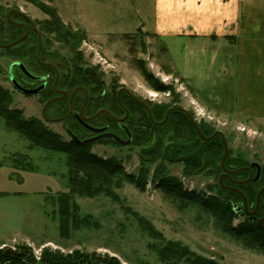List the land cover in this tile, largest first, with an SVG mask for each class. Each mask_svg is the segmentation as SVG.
<instances>
[{"label":"rangeland","instance_id":"1","mask_svg":"<svg viewBox=\"0 0 264 264\" xmlns=\"http://www.w3.org/2000/svg\"><path fill=\"white\" fill-rule=\"evenodd\" d=\"M156 1L38 0L48 11L51 7L56 9L65 28L83 33L85 37L79 51L89 65L97 67L106 86L118 79L120 85L137 97L153 104H168L171 93L155 91L137 67V61L143 60L155 77L162 81L167 78L165 82L175 87L178 104L193 113L197 123L206 121L225 134L229 154H240L250 164L264 166V121L235 118L256 132L247 133L239 129L241 125L236 124L234 118L224 121L205 108L206 114H201L192 94L185 86L180 87L179 76L166 72L170 71L172 59L165 47L170 40L154 33L159 24ZM41 4L0 0L4 10L15 7L37 23L51 21V11L43 10ZM52 44L61 55L68 54L61 40H52ZM16 60L0 49V84L12 93L11 107L22 109L26 118H42L40 96L22 94L10 81V65ZM45 123L65 139L69 138L63 122ZM89 149L99 156L119 159L128 173H139L141 158L137 146L99 141L91 143ZM23 154L30 157L32 169L15 166V159ZM66 157L64 153L43 148L29 149L28 140L7 130L0 117V245L28 243L37 255L44 245H49L64 252L81 249L109 253L120 258L123 264H165L157 250L168 241H174L218 264H264L263 251L250 249L240 239L225 234L215 226L214 218L197 205L180 208L176 200L153 185L151 175L156 165L162 163L166 172L180 178L186 188L214 193L209 187L215 185V177L184 176V166L179 162L160 160L149 164L146 190L140 191L123 181L122 186L114 188L119 201L103 194L72 195L71 214L75 213L85 222L76 225L70 216L69 232L63 234L59 195L69 191ZM243 218H235L233 224ZM144 220L153 225L155 233L143 228Z\"/></svg>","mask_w":264,"mask_h":264},{"label":"trees","instance_id":"2","mask_svg":"<svg viewBox=\"0 0 264 264\" xmlns=\"http://www.w3.org/2000/svg\"><path fill=\"white\" fill-rule=\"evenodd\" d=\"M41 4L38 0H28ZM43 6V10L49 12L51 21L36 23L37 28L42 33V51L40 58L42 61L53 62L60 73L58 86L68 90L70 94L78 85H92L93 94L103 91V84L97 78V67L87 66L84 55L79 51V46L84 39L83 33L79 30L65 28L60 22L56 9L51 7L49 11ZM20 18V17H18ZM14 17L12 20L14 21ZM24 33V28L12 21L6 20L0 26V44H10L16 41ZM53 34V37L51 35ZM129 36V35H126ZM52 40H61L66 46L68 54L61 55L54 49ZM0 49L16 57V61L23 63L28 71L33 74H51L53 79L56 70L48 65L42 64L36 58L38 49L37 33L32 34L21 42L13 46H0ZM137 67L145 78L146 82L159 92H170L171 100L168 104H156L145 101L152 112L155 121H163L167 111L172 107H178L179 95L175 92V87L163 82L149 71L143 60L137 61ZM169 69V68H168ZM19 76L23 75L19 67H15V72ZM167 73L179 76L177 72L170 68ZM100 74V73H99ZM102 76V74H100ZM16 77V76H15ZM19 79V77H16ZM97 84V85H96ZM122 87L118 79H113L109 84L105 99L100 103L99 99H92L87 106V113L93 114L101 107H106L115 116L125 114V110L119 105L117 91ZM55 91L51 88L43 92L42 102L44 103ZM11 95L6 88L0 84V117L4 119L7 130L15 131L28 140V148H43L50 152H60L66 154L68 166L69 191L60 193V214L61 231L63 234L69 232V218L73 217L76 225L85 222L78 219L75 213L71 214L70 201L72 195L81 197H95L100 194L109 196L119 201V196L114 191L115 187L122 186L123 181L133 184L140 191H145L148 184L150 165L158 161H168L164 155V148L170 142H193L198 138V132L188 115L183 111L171 112L168 120L163 124H154L148 114L147 109L123 92L122 101L130 114L125 123L130 129L132 140L129 145L137 146L141 158L139 173H128L123 163L115 157H102L93 153L89 148L91 144L81 145L74 138L88 137V131L79 124L77 126L71 119L64 121L65 129L69 135L68 139L63 137L58 131L52 130L45 123L44 118L29 117L23 115V110L11 107ZM135 95V94H134ZM136 96V95H135ZM137 97V96H136ZM141 99L140 97H137ZM83 93H79L75 99L74 106L79 110L83 102ZM143 100V99H141ZM69 112V102L67 99L56 101L46 109L49 117H61ZM194 117V114H191ZM95 122L108 123L115 128L116 122L108 114H102ZM200 130L205 136H211L217 128L206 121L198 123ZM100 141L112 142L120 145L111 138H104ZM99 142V141H98ZM198 148H170L172 156H181ZM225 154V145L220 135L204 142L202 151L195 157L179 162L184 166L183 175L192 177L195 175H206L215 177V185L209 189L214 193L188 189L177 176L168 174L162 163L156 165L151 178L155 187L161 189L168 197L176 200L180 208H187L190 205H197L214 218L216 227H219L225 234H229L240 241L246 247L264 252V229L258 224L259 219L264 217V192L260 205L256 211V217H250L247 212H238L236 203L244 202L243 196L235 189L240 190L246 197L249 209L254 210L257 204L259 190L264 187V166H260V176L256 178V169L252 180L243 182L249 177L248 170H241L226 176L220 182L219 178L223 173L222 159ZM21 158L15 159V166L22 169H32V164L28 160L27 154L19 155ZM226 167L232 170L250 167V163L240 154L231 155L226 159ZM232 187V188H231ZM234 188V189H233ZM244 218L236 225L233 221L237 217ZM143 228L155 233V228L150 222L144 220ZM159 258L165 264H179L184 261L187 264H218L214 259H208L191 251L187 246L174 241H168L163 247L157 250ZM0 264H123L120 258L109 253L98 251H86L73 249L64 252L61 249H54L49 245H44L37 255L33 246L28 243H16L14 245H0Z\"/></svg>","mask_w":264,"mask_h":264},{"label":"crops","instance_id":"3","mask_svg":"<svg viewBox=\"0 0 264 264\" xmlns=\"http://www.w3.org/2000/svg\"><path fill=\"white\" fill-rule=\"evenodd\" d=\"M156 3L154 33L170 40L169 67L198 105L239 125L264 121V0Z\"/></svg>","mask_w":264,"mask_h":264},{"label":"flooded vegetation","instance_id":"4","mask_svg":"<svg viewBox=\"0 0 264 264\" xmlns=\"http://www.w3.org/2000/svg\"><path fill=\"white\" fill-rule=\"evenodd\" d=\"M15 18L14 21L12 20V18ZM20 17V18H18ZM6 20H9V21H12L14 22L15 24L21 26L22 28H24V33L20 36L22 37L23 35L26 34V37L28 38L31 34H32V31L36 32L37 33V38H38V49H37V53H36V58L38 59V61H40L42 64L44 65H48V66H51L53 67L55 70H56V76L55 78L53 79V75H51L50 73L49 74H42V75H37V74H34L38 77H42L41 80H35L31 77H29L26 73H24L22 70V73L23 75L20 77L19 76V72H15V68H14V71H13V75H14V78L15 80L23 87L27 88V89H35L37 87H40V86H43L42 89L34 94L35 95H38L40 96L41 100H42V97H43V92L44 91H48L50 89V86L51 88L54 89L55 91V94L54 95H51L49 97V99H47L44 103H43V108H42V118L43 117V109L46 105V108H45V116H46V119L45 121H57L56 119H62V120H58V121H61L64 123V121L68 118L71 119V122H73L76 125V123H78L79 125L78 126H81L82 128H85L87 129L88 131V137H86L85 139H89V138H93V137H96V136H99L103 133H106V132H110V133H114L116 134L117 136L121 137L122 139H127L128 138V135H127V130L126 128L130 131V129L128 128V126L126 125L125 123V120L126 118H128L129 114H130V111L128 108H126L123 104V101H122V94L123 92H125L126 94H128L132 99H134L131 94L125 90L127 88L125 87H120L117 91V96H118V101H119V105L122 109L125 110V114H120L118 116H115L109 109H107L106 107H101L98 109V111H96L95 113L93 114H88L87 113V106H88V103L92 100V99H99L100 103L103 99H105V95H106V91H107V88L108 86L105 85L104 81H103V78L102 76L99 74V70H98V75H97V78L99 79L100 82H102L103 84V91L99 94H93V90H92V85H78L70 94L68 93V90L67 89H64L62 87H59L58 84H59V81H60V73H59V70L57 68V66L53 63V62H49V61H42L41 58H40V53L42 51V46H43V42H42V33L39 31V29L37 28L36 26V23L34 20H32L31 18H29L25 13L21 12L19 9L15 8V7H10L9 9L7 10H4L1 6H0V26L4 25ZM39 36H40V39H41V50L39 52V56L37 55L38 54V50H39ZM25 37V38H26ZM24 38V39H25ZM0 45H3V44H0ZM87 66L89 67H94V66H91L89 64H87ZM21 69V68H20ZM33 74V73H32ZM18 76L19 79H17L16 77ZM10 78V76H9ZM11 81V80H10ZM97 85V84H96ZM17 90V89H16ZM76 91V93H74ZM121 90L120 94H119V91ZM61 91H65L66 92V95L63 96L62 92ZM83 93V102H82V105L80 107L79 110H76L75 109V106H74V102H75V99L77 97V95L79 93ZM74 93V94H73ZM133 95L134 93L131 92ZM27 96H33V95H27ZM135 96V95H134ZM62 97V98H60ZM136 97V96H135ZM137 98V97H136ZM52 99H55V100H52ZM64 99H67L68 102H69V112L64 115V116H61V117H56V116H47L46 115V109L49 107V105H51L52 103L56 102V101H60V100H64ZM139 99V98H138ZM135 100V99H134ZM141 100V99H139ZM136 101V100H135ZM144 101V100H142ZM138 102V101H136ZM145 102V101H144ZM139 103V102H138ZM146 103V102H145ZM141 104V103H140ZM147 104V103H146ZM142 105V104H141ZM148 105V104H147ZM145 107V106H144ZM149 107V106H148ZM146 108V107H145ZM150 108V107H149ZM126 109L128 110V114L126 112ZM147 109V108H146ZM148 111V110H147ZM108 114L110 115V117L116 122V125H115V128L111 127L108 123H101V122H95L99 117L100 115L102 114ZM97 129H104V130H97ZM65 131L67 132V130L65 129ZM131 133V132H130ZM104 138H109V137H102L100 138L99 140H97L96 142L104 139ZM131 138H132V134H131ZM85 139H82V140H85ZM113 139V138H111ZM81 140V139H80ZM114 140V139H113ZM195 151V150H194ZM194 151H191V152H188L187 154H184V155H188ZM183 156V155H181ZM250 168L253 172V176H254V170L253 168L256 169V175H257V171H258V167L256 165V163H252L250 164ZM229 169V168H228ZM232 170V169H230ZM260 170H261V167H260ZM249 171V170H248ZM224 173V171H223ZM222 173V174H223ZM250 173V172H249ZM233 173H229V175L227 176H231ZM226 177V176H224ZM223 177V178H224ZM249 177H250V174H249ZM248 177V178H249ZM247 178V179H248ZM246 179V180H247ZM232 188V187H231ZM248 202V201H247ZM236 208H237V211L238 212H242V211H245L247 212L246 208H245V201L244 202H241L239 201L238 203H236ZM248 211L249 212H252L254 210H251L249 209V205H248ZM257 211V210H256ZM247 215L250 216V217H256V212L254 214H250L247 212Z\"/></svg>","mask_w":264,"mask_h":264},{"label":"water","instance_id":"5","mask_svg":"<svg viewBox=\"0 0 264 264\" xmlns=\"http://www.w3.org/2000/svg\"><path fill=\"white\" fill-rule=\"evenodd\" d=\"M25 37H26V34L23 35L22 37L18 38V39H17L16 41H14L13 43H10V44H3V45H0V46H13V45H16L17 43H19V42H21L22 40H24ZM40 50H41V39H40V36H39V50H38V54H37L38 56H39V52H40ZM15 67H19V68H21V70H22L24 73H26L29 77H31V78H33V79H35V80H41L42 77H38V76L32 74L30 71H28V70L26 69L25 65H24L23 63H21L20 61H15V62H13V63L10 65L9 76H10V80H11L13 86H14L19 92H21L22 94H25V95H34V94L38 93V92L42 89L43 86L37 87V88H35V89H27V88L21 86V85L15 80L14 75H13V71H14V68H15ZM125 90H127V91L131 94V96H132L136 101H138L139 103H141L143 106H145V107L147 108V110H148V114H149V117H150L151 121H152L154 124H163V123H165V122L168 120V118H169L171 112H173V111H183V112H185V113L188 115L190 121L192 122V124H193L194 127L196 128V130H197L199 136H198V138H197L195 141H193V142H189V143L170 142V143L166 144V146H165V148H164V155H165L166 159H167L169 162H182V161H185V160H188V159H191V158L197 156V155L202 151L203 146H204V142H205V141L213 139L216 135H220V136L222 137L223 142H224V145H225V154H224L223 159H222V167H223L224 173L220 176V179H219L220 182H222L223 177L229 175V173H236V172H239V171H241V170H249V172H250V177H249L247 180L243 181V182H247V181L252 180V178H253V172H252V170H251L250 167L240 168V169H236V170H230V169H228V168L226 167V159H227V157H228V155H229V145H228L227 139H226V137H225V134H224L221 130H217V131H215L211 136H205V135L203 134V132L200 130V128H199V126H198L196 120L193 118V116L191 115V113H190L185 107H182V106H178V107H172V108H170V109L167 111L164 120H163V121H160V122H157V121H155V120L153 119V117H152V112H151L150 108L148 107V105H147L144 101L139 100L138 98H136V97L131 93V91H129L128 89H125ZM76 91H77V90H75L74 93H76ZM61 92H62L63 96L66 95V92H65V91H61ZM120 92H121V90L119 91V94H120ZM74 93H73V94H74ZM60 98H62V97H60ZM52 100H55V99H52ZM48 103H49V102H48ZM48 103H47V104H48ZM47 104H46V105H47ZM46 105H45V107H44V109H43V117H44L45 119H46V116H45V108H46ZM126 112H127V114H128V110H127V109H126ZM56 120H62V119H56ZM97 130H101V131H102V130H104V129H97ZM126 130H127V135H128V138H127L126 140H125V139H122L121 137L117 136L116 134H114V133H110V132H106V133H103V134H101V135H99V136H96V137H93V138H89V139H85V140H80V139L77 138L75 135H73V138H74L79 144H81V145H87V144H90V143L96 142L97 140H99V139L102 138V137L113 138L116 142H118V143L121 144V145H128V144L131 143L132 138H131V133H130V131H129L127 128H126ZM196 146H198V148H197L194 152H192V153H190V154H188V155H183V156H172V155L170 154V148H172V147H178V148H192V147H196ZM256 165H257V167H258V171H257L256 178H258V177L260 176V166H259V164H257V163H256ZM233 189H234V188H233ZM235 190L243 196L244 201H245V208H246L247 212L250 213V214H254V213L256 212V210L258 209L259 205H260L261 197H262V194H263V192H264V187H262V188L259 190V192H258L256 208H255L254 211H252V212H249V211H248V202H247V199H246L245 195H244L240 190H238V189H235ZM258 224H259V226H260L261 228L264 229V217L261 218V219H259Z\"/></svg>","mask_w":264,"mask_h":264},{"label":"built area","instance_id":"6","mask_svg":"<svg viewBox=\"0 0 264 264\" xmlns=\"http://www.w3.org/2000/svg\"><path fill=\"white\" fill-rule=\"evenodd\" d=\"M165 81L167 80V78L166 79H164ZM177 82H178V80H177ZM184 85L181 83L180 84V87L182 88V89H184V87H183ZM168 93H170V92H168ZM198 105V104H197ZM198 107V110L200 111V113L201 114H206L205 112H207L203 107H201V106H197ZM211 115V114H210ZM212 117V116H211ZM241 131H246L247 133H256L254 130H252V129H249V128H247L245 125H241V127L239 128Z\"/></svg>","mask_w":264,"mask_h":264}]
</instances>
